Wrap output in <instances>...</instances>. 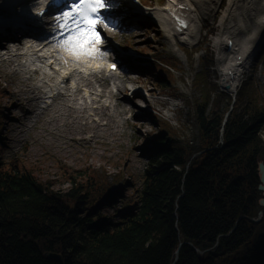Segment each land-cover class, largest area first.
I'll list each match as a JSON object with an SVG mask.
<instances>
[{
	"label": "trees",
	"instance_id": "16d2710c",
	"mask_svg": "<svg viewBox=\"0 0 264 264\" xmlns=\"http://www.w3.org/2000/svg\"><path fill=\"white\" fill-rule=\"evenodd\" d=\"M162 61L147 59L143 76L172 68ZM206 75L200 79L214 91ZM255 88L246 79L227 116L207 111L206 101L195 105L201 139L193 154L167 130L148 138L149 160L130 194L92 179L57 191L0 161V264H55L47 251L64 264H264V215L252 220L264 152Z\"/></svg>",
	"mask_w": 264,
	"mask_h": 264
},
{
	"label": "rangeland",
	"instance_id": "374dc122",
	"mask_svg": "<svg viewBox=\"0 0 264 264\" xmlns=\"http://www.w3.org/2000/svg\"><path fill=\"white\" fill-rule=\"evenodd\" d=\"M167 1L148 0L146 3L161 8ZM219 4L215 12L203 19L201 39L188 46L165 31L153 14L128 13L122 3H111L105 8L107 26L100 27L107 41L124 48L110 55L126 56L118 75L110 81L104 80L101 88H107L106 93L91 104L88 99L72 95L56 97L47 106L35 93L29 92L34 97L32 103L17 107L9 91L17 92L15 96L22 98L26 94L19 96L18 93L34 82L18 73L15 63L0 58V161L15 163L57 191H66L73 181L86 183L92 179L113 184L112 189L120 188L125 195L131 193L129 187L139 186L149 160L148 138L161 133L167 135V130L170 137L195 153L201 139L194 115L197 103L206 101L207 111L218 110L227 116L237 106L239 96L244 95L238 93L248 78L255 83L256 102L264 103V42L233 93L220 85L212 37L220 29V19L229 0L222 3L220 0ZM3 5L0 0V12L4 13ZM242 36L239 33L237 39ZM204 42L208 43L207 47L202 46ZM192 48L195 50L189 54L187 51ZM4 49L6 44L0 42V53ZM143 57L154 62L160 59L172 66L170 69L162 67L165 71L155 70L156 77L162 78V85L157 84L155 76L136 74L132 63L143 62ZM201 75L216 83L214 91L205 88ZM117 87L122 91L119 94ZM110 88L113 92H108ZM220 93L223 96H219ZM145 107L147 109H140ZM261 138L264 141V132ZM259 210L261 217L257 221L264 215V206Z\"/></svg>",
	"mask_w": 264,
	"mask_h": 264
},
{
	"label": "bare ground",
	"instance_id": "6f19581e",
	"mask_svg": "<svg viewBox=\"0 0 264 264\" xmlns=\"http://www.w3.org/2000/svg\"><path fill=\"white\" fill-rule=\"evenodd\" d=\"M2 2L5 4L2 10H7L14 15L10 19H0V29L7 23V20L17 23L18 18L25 11V9H19L18 13L16 12L13 4L15 0H2ZM219 3L220 0H171L163 8L155 9L150 14H153L165 31L176 38L178 42L190 46L201 39L200 30L203 28V19H206L209 13L215 12L217 7L221 5ZM24 7H26L25 4ZM242 14H244L245 19ZM2 22L4 23L2 24ZM239 33L243 35L241 39H237ZM111 35L114 37L112 32ZM263 42L264 0H229V4L220 19V29L212 37V43L216 50L215 61L219 70V82L221 86L227 87H224L226 91L233 93L238 88L244 73L250 68L254 54ZM203 45L207 47L208 43L204 42ZM106 47L110 48L111 45L108 44ZM38 49H33L34 52L28 51L26 57L31 61L35 58ZM40 63L42 62L40 61ZM63 69L68 71L66 67ZM72 75L79 76L77 73ZM85 80L86 78L81 79V81ZM34 91L32 86L27 85L26 89L18 93L19 96L26 94L22 98L15 96L17 92L9 91V93L13 95L14 100L16 99L15 105L23 108L25 104L32 103L34 97L29 95V92L33 94ZM142 104L141 101L140 105Z\"/></svg>",
	"mask_w": 264,
	"mask_h": 264
},
{
	"label": "snow or ice",
	"instance_id": "6c2138e0",
	"mask_svg": "<svg viewBox=\"0 0 264 264\" xmlns=\"http://www.w3.org/2000/svg\"><path fill=\"white\" fill-rule=\"evenodd\" d=\"M105 7L103 0H70V3L63 8L51 5L47 14L56 13L53 24L62 33L61 41L65 48L77 55L81 53L91 55L94 51H100L93 46L102 40L99 26H107L100 11ZM45 14V12H37L36 16L43 19ZM112 68L115 69V64Z\"/></svg>",
	"mask_w": 264,
	"mask_h": 264
},
{
	"label": "water",
	"instance_id": "95a60500",
	"mask_svg": "<svg viewBox=\"0 0 264 264\" xmlns=\"http://www.w3.org/2000/svg\"><path fill=\"white\" fill-rule=\"evenodd\" d=\"M225 87V86H223ZM227 88V87H225ZM224 88V89H225ZM257 174L259 178L258 191L262 194V197L258 200L259 207L264 206V152L262 154V159L257 162ZM261 217V211L259 210L256 218H252L253 221H257ZM44 256L55 264H64L62 257L59 253L47 251Z\"/></svg>",
	"mask_w": 264,
	"mask_h": 264
}]
</instances>
